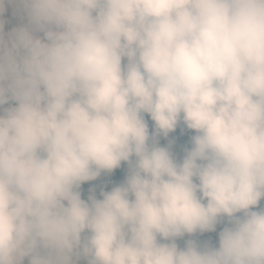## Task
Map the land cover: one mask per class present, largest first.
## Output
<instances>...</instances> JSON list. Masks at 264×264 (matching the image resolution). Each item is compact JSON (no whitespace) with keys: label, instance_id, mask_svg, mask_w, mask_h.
I'll return each instance as SVG.
<instances>
[{"label":"clouds","instance_id":"9594fccd","mask_svg":"<svg viewBox=\"0 0 264 264\" xmlns=\"http://www.w3.org/2000/svg\"><path fill=\"white\" fill-rule=\"evenodd\" d=\"M262 199L264 0H0V264H264Z\"/></svg>","mask_w":264,"mask_h":264},{"label":"trees","instance_id":"16d2710c","mask_svg":"<svg viewBox=\"0 0 264 264\" xmlns=\"http://www.w3.org/2000/svg\"><path fill=\"white\" fill-rule=\"evenodd\" d=\"M14 16L15 15H13V17ZM145 118L148 120L149 129L151 131L153 122L150 120V117L146 116ZM194 134L195 133L193 131L187 130L186 128H184L183 125H180L175 132L169 134V137L167 139L161 137L159 139V142L161 146H165L167 145L169 140H173L174 143L172 146V151L177 157V159H180L183 156L184 149L189 148L191 146L190 138ZM126 171L127 165L122 163L121 167L119 169H116L112 174H102L97 180L83 184L82 198L85 200L87 199L90 188H95L97 198H101L99 195L101 189L105 191H110L113 186L122 183L125 179ZM260 207H264V199L261 200ZM221 227L222 226H218L216 232L204 233L203 235H200L196 238L200 241L211 240L213 244H217L218 232L220 231ZM187 239H189V237L185 236L183 239L177 240V243L180 245V247H183ZM25 264H27V261H25ZM80 264H85V262L80 261Z\"/></svg>","mask_w":264,"mask_h":264},{"label":"rangeland","instance_id":"374dc122","mask_svg":"<svg viewBox=\"0 0 264 264\" xmlns=\"http://www.w3.org/2000/svg\"><path fill=\"white\" fill-rule=\"evenodd\" d=\"M6 11L3 15V19L6 21L5 23V31H10L13 27L17 26L18 19L14 15V6L10 4H6Z\"/></svg>","mask_w":264,"mask_h":264}]
</instances>
